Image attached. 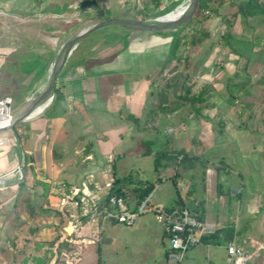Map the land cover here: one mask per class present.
Here are the masks:
<instances>
[{
  "label": "crops",
  "instance_id": "crops-1",
  "mask_svg": "<svg viewBox=\"0 0 264 264\" xmlns=\"http://www.w3.org/2000/svg\"><path fill=\"white\" fill-rule=\"evenodd\" d=\"M110 1L69 0V5H66L67 0H0V11L6 14L1 18H15L24 21L34 19L44 25V33L34 36L36 44L26 46L25 56H30L32 59L19 60L20 70L23 74H26L25 69L31 63L36 64L30 73L33 74L32 80H38V86L37 83L36 86L34 85L35 87L33 84L27 85L24 87V94L18 96L16 100H24L22 103L28 102L32 98L40 97L47 88L49 66L46 61L49 62L51 58L54 61L57 49L62 48L67 42L62 38L57 46L60 35L52 44V35L48 34H54L58 24H63L64 31L74 29L69 25L74 14L73 11L77 8L80 11V8L88 10L91 3L97 4L98 2L95 9L99 12H101L100 8L107 9L112 18L122 17L121 1ZM183 2L184 0H145V3L141 4H143V9L150 11L149 17L153 18L154 14L157 15L159 11H165V6H167V11H165L167 13ZM128 5V9L135 7V5L132 7L130 3ZM100 15L104 16L101 13ZM139 15L143 18V14L139 13ZM129 17L138 20L135 14L134 16L129 15ZM122 29L113 28L97 33L116 30L113 35H110L111 37L108 36V39H100L95 45H92L97 48L98 43L102 41L104 45L118 46V49L112 53L96 57L97 52L91 55L88 54L89 51L85 53L77 50L57 79L55 91L58 89L59 93L56 92L57 99L54 106L43 115L27 121L23 132V135H27V137L17 141L22 147L25 162L26 154L30 158L29 168L27 171L24 170V179L21 182L20 176L10 178L7 175L17 165H20L18 144L8 141L9 149L0 153V183L3 184L0 186V264H26L28 261H33L35 264H106V261H102V252L103 247H107V243L101 242L102 237L104 241L107 239L110 242L105 231H109L110 227H115L120 223L115 220H105L99 213L92 214L90 220L83 222L81 220L85 215L83 210L67 205L66 201L70 197L77 195L79 198L84 194L90 200L89 208L92 209V202L96 201L94 198L97 199L101 196L99 190L102 191L104 183L107 186L111 184L113 186L118 178L124 180L129 178L125 173V162L127 158L135 159L133 155L139 146H146L144 152L142 151V156L150 157L153 163L155 154L160 150H166V146H168L166 135L163 134V131H159L157 126L151 127L149 124L148 113L152 103L148 99V95L152 90L149 83L155 80L169 56L171 48L166 41H168L167 36L171 33L150 32L151 34H148L141 31L145 32V35L138 39L132 37V33L139 30L123 29L125 30L123 31ZM88 41L89 39L81 46H84ZM130 43L133 45L132 48H130ZM145 46L147 52H145ZM133 47L137 48L138 54L130 53ZM3 50L5 49H0V57L5 54ZM149 51L153 57L151 66L144 68L140 65L135 76L125 78L124 74L130 75L132 59L144 58V53L147 54ZM77 52H80L79 57H75ZM83 55L84 58H82ZM19 56L20 58L24 57V54ZM156 56H160L162 59L156 60ZM74 58V64L71 65ZM37 63L38 65L46 64L45 72L42 75L43 69L38 67ZM59 95H61L60 98ZM22 103L16 104L21 105ZM197 110L200 111V109ZM136 120L140 123L138 124ZM222 125L224 131H219L220 133L214 129H204L205 126L202 130L198 127V134L193 133L192 136H186L191 140L186 139L184 147L175 145V143L178 144V140L182 143V133L181 135L179 133L177 138L175 135V138H172L170 142L173 148H184L187 154L193 151V155L203 160H212L216 156L217 158L222 157L228 164V133H226L228 125ZM193 130L196 132V127H193ZM186 131L188 130L186 129ZM195 138H198V143H195ZM147 141L153 143L152 153L144 155L149 150ZM174 141L176 142L174 143ZM162 145L164 148H159ZM190 146L192 149L188 148ZM167 150L171 153L174 149ZM217 151L219 152L216 154ZM207 169L202 184L206 186L209 194H212V187L217 184L216 182H219L227 187L225 193L228 195V174L225 173L223 177L221 174L218 177L214 167L208 166ZM161 170L162 176L166 173L169 174L172 171L169 162L164 160ZM163 171L165 172L163 173ZM186 172L181 174L176 172L172 177L171 185L160 181L159 178L155 184L159 186L157 185L150 194L153 196L157 193L159 196L157 197L159 203L154 206L161 209L179 207L181 205L179 200H185L188 204L187 208L195 209L199 216L201 215L204 220H207L205 213L206 208H209L210 200L205 205H196L199 200L194 201L192 197H190L191 200H187L188 198L183 193L185 185H187V192L196 190L194 181L191 179L192 174ZM239 175L238 178H241L243 183L257 178L242 173ZM4 176L6 179L3 178ZM176 182L179 188L184 187L183 191L172 187L173 184L176 185ZM43 183L49 187L47 195L44 194ZM164 184L167 187H162ZM163 192H168V201H172V204H167V200L163 199ZM224 198L222 197L220 201L222 208L220 216L228 217V210L223 211L226 204ZM129 199V196L126 197L125 202L127 200L126 205L132 210L135 203H131ZM198 210H202V212ZM100 217L103 221H99ZM212 223L216 222L212 221ZM87 224L91 226H87ZM158 224L161 223L158 222ZM217 224L219 225V223ZM135 225L127 227H135ZM155 231L162 250L157 247L158 253L155 254L156 251H152V249L146 251L147 246H142V255L146 256L139 257L137 264H168L166 255L168 241L163 225ZM67 235L73 236L69 239L71 243L67 239L65 241ZM215 245H223L225 248V255L223 256L222 253L220 256L222 259L220 264H229L226 243ZM201 246H204L206 250L199 249ZM210 246L200 244L192 248L195 249V253L187 255L183 264H205L204 260L208 261V264H214L215 252L209 249ZM114 262L127 264L125 260H121V262L114 260Z\"/></svg>",
  "mask_w": 264,
  "mask_h": 264
},
{
  "label": "rangeland",
  "instance_id": "rangeland-1",
  "mask_svg": "<svg viewBox=\"0 0 264 264\" xmlns=\"http://www.w3.org/2000/svg\"><path fill=\"white\" fill-rule=\"evenodd\" d=\"M68 1L66 5H69ZM107 1L111 2L110 0ZM120 1L122 5L121 15L134 16L135 14L138 20L143 21L138 10L143 9V4L141 3H145V0ZM188 1L190 0H184V2ZM243 1L247 0H211L210 13L205 14L207 16L205 22L184 30L181 35V46L177 51V59L165 66L156 76L155 80L149 83L152 90L148 95V99L152 103L151 111H154V109L157 111L152 116L149 124L151 127L157 126L158 130L163 131V134L166 135L168 141L166 150L185 151L184 148H173L170 142L172 138H175V135L177 138L179 133L180 135L182 133V143L179 140L177 141L178 144L175 143L176 141L174 143L177 146L182 145L184 147V142L188 139L186 136H192L193 133L198 134V127L202 130L205 126L204 129L210 128L220 133L219 131H224L222 130L224 129L222 124L228 125V132H226L228 133V164L224 161V158H217L216 155L212 160H205L208 166L216 169L218 177L221 174H223L222 177L225 173L228 174V195L225 193L227 187L221 185L219 182H216L217 184L212 187V194H209L206 186L202 184L208 170H206L207 166L196 168V165V169L191 168L187 170L184 166L181 167L179 163L182 156L179 157V162H176L175 158L171 160L169 167L172 171L162 176V170L155 169L153 160H150V157L142 156V151L145 150L146 146H139L135 150V155H133L135 159L127 158L125 173L130 179V184L127 185L128 187H122V191L125 193V197L129 196V201L134 204L137 199L133 189L138 186L140 187L145 181L149 180L157 183L160 178V181L171 185L172 177L176 172L179 174L187 173L186 171L190 172L191 176H193L191 179L194 181V187L196 188L194 192H187V185H185V190L183 191L184 187L179 188L177 182L172 187L182 190L185 197L188 198L187 200H191L190 197L194 201L199 200L196 202L197 204L195 203L196 205H205L210 200L209 208H206L205 213L207 221L219 223L220 228L223 229L233 228L237 243L241 247L248 251L259 252L255 264H264V14L243 18L238 13V6ZM129 3L132 7L134 5L135 7L128 9ZM258 4L264 11V0H259ZM95 5H98V2ZM95 5L93 3L89 4L90 8L88 10L80 8V11L77 8L73 11L74 14L69 25L74 29L64 31L63 24H58L57 31L54 34H48L52 35V44L60 35L57 46L62 38L68 41L78 31V25H82L91 19H96L101 16L100 13L102 15L106 13L107 9L98 6L101 9V12H99L95 9ZM166 8L167 6H165V11H167ZM165 11L162 10L157 15L154 14L155 17L150 18V20L167 14L168 12L165 13ZM59 19L62 18L59 17ZM184 27L178 29V31ZM114 31L116 30L95 34L87 42L89 45L86 43V45L80 46L78 50L87 53L92 45H95L100 39H108V36L113 35ZM201 31H204V33H201ZM40 33H44V25L37 20L28 19L24 21L0 17V49H5L3 50L5 54L0 57V113L16 115L20 111L21 106L27 103L26 101L21 105L16 104V98L24 94V87L29 84H33L34 86L38 82L36 79H31L33 74L31 75L32 72L30 73L36 64L33 63V65L31 63L25 69L26 74H23L20 70L19 60L25 59L27 61L32 59L30 56H25L27 52L26 46L35 45L34 36ZM147 33L151 34L150 32ZM132 34V37L140 39L145 35V32L135 31ZM171 34L167 36L168 41H166L170 48L172 41L177 39V36L174 39V37L170 36ZM205 35L207 36L204 37ZM197 37L202 38L203 41H198ZM132 46L131 44L130 48ZM59 49L60 47L56 53ZM117 49L118 46L104 45L101 41L98 43V47H93L88 54L92 55L97 52L98 55L96 57H103ZM131 52L138 54L136 47H133L130 50ZM145 52H147L146 46ZM22 53L24 57L20 58L19 55ZM79 53L77 52L75 57H78ZM145 54L144 58L132 59L133 65L131 70H129L130 75L124 74L125 78L135 76L140 69V65L144 66V68L151 66L153 62L152 54L150 51ZM82 58H84V55ZM155 58L156 60L162 59L160 56H156ZM51 59L49 62L46 61L47 66L52 62ZM74 60L75 58L72 60L71 65L74 64ZM37 66L43 69L42 75L45 72L46 64L40 63L38 65L37 63ZM233 84L240 85L241 90L238 95L232 98L228 89ZM163 91L168 94L167 102L165 103V107L168 108L166 112L160 109ZM201 93H205V103L191 105L189 102H184L183 99H178L180 96H198ZM197 109H200V111ZM26 123L20 122L15 124L14 127L21 124L19 132L23 133L25 130L24 126L27 125ZM193 127H196V132L193 130ZM14 131L17 133L15 128ZM189 139L191 140V138ZM8 141L12 144L17 143V140L10 131L0 133V153L9 149L10 144H8ZM195 143H198V138H195ZM159 148L164 147L162 145ZM188 148L192 149L191 146ZM192 152H189L188 155L197 158ZM198 159L201 158L198 157ZM120 160L124 159L120 158ZM113 161L116 163L115 158H113ZM19 167L20 165H17L7 175L12 178L13 174L18 173ZM239 173L257 178L249 180L248 183H243L241 178H238L240 177ZM5 176L3 177L4 179H6ZM154 178L155 180H153ZM123 180L121 179L120 182ZM157 185H155V188ZM102 186V191L99 190L101 196L98 197L99 199L97 198L98 200L94 198L96 201L92 202L93 207L91 208L93 210L95 209V205H100L104 197L110 193L112 184L107 186L104 183ZM162 187L167 186L164 184ZM157 197H159L157 193L153 194L146 212L139 217L135 227L117 224L115 227H110L109 231H105V235L110 242L107 239L104 241L102 237L101 242L107 243V247H103L102 261H106V264H117L114 260H118V262L125 260L127 264H137L139 257L146 256L145 254L142 255V246H147L146 251L148 249L156 251L155 254L158 253L157 247L162 250L161 244L158 243L159 237H157V232L155 231L162 227L161 224H158L155 216L156 208L154 204L159 203ZM162 197L167 200V204H172V201H168V192H163ZM222 197H225L226 201L223 211L226 212L228 210V217L226 215L220 216L222 214L220 204ZM253 204L255 205L253 206ZM199 212H202V210ZM99 221H103L102 218ZM90 224H87V226ZM199 249H205V247L201 246ZM209 249L215 252L216 257H213L214 264H220L222 262V259H220L221 254L225 255L224 246L211 245ZM194 250L190 249L187 255L190 256L191 253H195ZM204 262L205 264L209 263L206 260Z\"/></svg>",
  "mask_w": 264,
  "mask_h": 264
},
{
  "label": "built area",
  "instance_id": "built-area-1",
  "mask_svg": "<svg viewBox=\"0 0 264 264\" xmlns=\"http://www.w3.org/2000/svg\"><path fill=\"white\" fill-rule=\"evenodd\" d=\"M6 14L0 11V17ZM18 173L13 174L12 178L20 176V168ZM152 195L143 200L135 210L128 208L124 197L113 196L110 198L108 205H95V209L91 210L90 200L82 194L79 198L70 197L66 201L67 205L83 210V214L87 215L91 211L94 214L103 215L105 220H115L117 223L134 226L140 215L147 210L148 203ZM156 220L163 225L164 233L168 241L167 262L168 264H183L188 251L200 244L201 239L205 236L213 235L220 229L217 223L208 222L199 217L198 213L190 208H174L170 211L156 208ZM227 253L229 256V264H255V260L259 256L258 251H248L241 247L234 235L233 239L226 241ZM26 264H35L28 261Z\"/></svg>",
  "mask_w": 264,
  "mask_h": 264
},
{
  "label": "trees",
  "instance_id": "trees-1",
  "mask_svg": "<svg viewBox=\"0 0 264 264\" xmlns=\"http://www.w3.org/2000/svg\"><path fill=\"white\" fill-rule=\"evenodd\" d=\"M258 2H259V0L243 1L238 6V13L243 18H245V17H253V16L264 14V11L259 6ZM210 4H211V0H201L199 2L198 6H197V12L192 16L190 22L182 30L176 31V32H174V33H172L170 35V36L174 37V39H175V36H177V39L172 41L171 50H170L168 58L165 61V66H167L172 61L177 59V51L180 49V46H181V35L184 32V30H186L189 27L194 26L196 24L200 25V24L205 22V19L207 17L205 14H209L210 13L209 12ZM95 7H97V6L95 5ZM138 12L140 14H143V21H146V20L150 19V17H149L150 16L149 15L150 11L149 10L142 9V10H139ZM152 12H154V11H152ZM104 16L107 19H112V15H111L110 11H108V10H106V13H104ZM128 33H130V31H128ZM201 33H204V31H201ZM201 33H200V35H201ZM206 36L207 35H205L204 37H206ZM197 39H198V41H203L202 38L197 37ZM164 67H162L161 70H163ZM228 90L231 93L232 98H233L234 96L239 94V92L241 90V86L238 85V84H233V85L229 86ZM188 91H189V89H188ZM56 92L59 93V90L56 89ZM204 95H205V93H201L198 96L189 95L187 97V95H185L183 97L180 96L178 99H183L184 102H189L191 105H194V104L196 105L197 103H203L205 101ZM58 97L60 98L61 95H59ZM167 98H168V94L165 91H163L162 92V98H161L162 100L160 101V109L162 111H164V112H166V110H168V108L165 107L166 106L165 103L167 102ZM16 102L17 103L18 102L22 103V102H24V100H16ZM156 113H157V111L155 109H154V111L150 110L149 113H148L149 120H152V116L154 114H156ZM136 121H138V120H136ZM139 123H140V121H138V124ZM14 128L17 131L20 140H22L24 137L25 138L27 137V135H23V133L19 132V129H21V124L20 125L19 124L16 125ZM147 144H149V150L146 151V153H144V155H146L147 153L148 154L152 153L151 150H152L153 143H151L150 141H147ZM180 156H182V157H181L180 162H179V157ZM25 158H26V162H25L24 170L27 171L28 168H29L28 164L30 162V158L28 157L27 154L25 155ZM174 158H175L176 162L180 163L181 167L184 166L187 170L191 169V168L196 169V168H198L200 166L203 167V168L205 166H207V168H208V164H207V162L205 160L198 159V157L197 158L190 157L183 150H178L177 152L173 151L171 153L168 150L167 151L166 150H160V151L157 152V154H155V158H154L155 169H161L162 168V163L164 162V160H166L167 162H170ZM196 165H197V167L195 168ZM207 168H206V170H207ZM125 179L127 180L126 184H120L121 183L120 182L121 178H118L117 180H115V182L113 183V186H112V188L110 190V193H108L104 197V199L101 201V203H100L101 206L102 205H108L110 198L113 197V196H116L118 193H122L123 197L126 198L125 197V193L122 191V187H128L127 185L130 184V179L129 178H125ZM155 184L156 183L147 180L144 183H142V185H140V187L138 186V187H135L133 189V191L136 193V199H137V200H135V207H138V205L152 193V191L155 188ZM46 185L47 184H44L43 186H44V194L47 195V193L49 191V187L46 186ZM75 197L77 198V195ZM179 201H180V204H181L179 207L173 206V207H170V208H164V210L170 211V210H172L174 208H187L186 206L188 204H186L185 200L184 201L179 200ZM135 207L132 210H135ZM92 213H93V211H91L87 215H84V217H82L81 220L83 222H87L90 219V217L92 216ZM199 217L203 219L202 216H199ZM234 235H235V233H234V229L233 228L232 229L220 228L213 235H209V236L203 237L201 239V242L204 245L224 244L226 241H229V240L233 239ZM71 238H73L72 235H67L66 238H65V241L67 239V241L69 243H71V240H69ZM68 242H66V243H68Z\"/></svg>",
  "mask_w": 264,
  "mask_h": 264
},
{
  "label": "water",
  "instance_id": "water-1",
  "mask_svg": "<svg viewBox=\"0 0 264 264\" xmlns=\"http://www.w3.org/2000/svg\"><path fill=\"white\" fill-rule=\"evenodd\" d=\"M200 1L201 0H190L180 4L174 10L170 11L174 12L180 8L186 7V11L174 20H165V17H157L151 20L138 21L134 17L129 16L116 17L112 19L99 16L96 19H91L88 22H84L79 27L80 31L73 36L70 42L64 47L60 48L59 51L54 54V61H52L49 65L47 88L44 93L40 95V97L32 98V100L30 99L27 103L22 105L20 111L17 112L16 115H11L13 117L11 126L4 131H0V133L10 131V133L18 141L19 137L14 131L15 124L27 122L37 118L43 115L49 108L54 106V103L57 99V93L55 91L57 79L78 48L93 35L113 28H123L131 31L139 30L151 33H174L190 22ZM179 20H182L181 24L174 27L173 25ZM18 147L20 152L19 168L21 171V182L24 179L25 159L21 145L18 144ZM126 183L127 180H123L120 184ZM2 185L3 184L0 183V186ZM117 197H123L122 193H118Z\"/></svg>",
  "mask_w": 264,
  "mask_h": 264
},
{
  "label": "bare ground",
  "instance_id": "bare-ground-1",
  "mask_svg": "<svg viewBox=\"0 0 264 264\" xmlns=\"http://www.w3.org/2000/svg\"><path fill=\"white\" fill-rule=\"evenodd\" d=\"M186 11V7H183V8H180V9H178L177 11H174V12H170V13H168V14H165V15H163V16H160V17H165V20H174V19H176V18H178L179 16H181L184 12ZM181 22H182V20H179L178 22H176L173 26L174 27H176V26H178V25H180L181 24ZM79 32V30L78 31H76L74 34H77ZM74 34H73V36H74ZM73 36L66 42V44L65 45H67L69 42H70V40L73 38ZM94 36V35H93ZM65 45H63V47L65 46ZM86 45V44H85ZM87 45H89L88 43H87ZM87 50V49H86ZM90 51V50H89ZM86 53V52H85ZM82 55V54H81ZM80 56V55H79ZM78 56V57H79ZM18 107V106H17ZM20 107V106H19ZM4 109V108H3ZM1 110V109H0ZM13 115V114H12ZM12 122H13V117L10 115V114H8V113H0V131H4L5 129H7V128H9L10 126H11V124H12Z\"/></svg>",
  "mask_w": 264,
  "mask_h": 264
}]
</instances>
